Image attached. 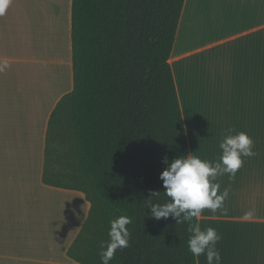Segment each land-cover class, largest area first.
Instances as JSON below:
<instances>
[{"label":"crops","instance_id":"1","mask_svg":"<svg viewBox=\"0 0 264 264\" xmlns=\"http://www.w3.org/2000/svg\"><path fill=\"white\" fill-rule=\"evenodd\" d=\"M59 2L46 37L32 0L0 16V264H80L68 249L90 203L42 181L50 115L73 89L72 0ZM170 63L190 153L217 161L230 128L254 140L235 178H217L223 206L199 223L221 235V264H264V0H185Z\"/></svg>","mask_w":264,"mask_h":264},{"label":"trees","instance_id":"2","mask_svg":"<svg viewBox=\"0 0 264 264\" xmlns=\"http://www.w3.org/2000/svg\"><path fill=\"white\" fill-rule=\"evenodd\" d=\"M184 3L72 0L73 89L50 115L42 181L90 203L68 249L80 264H101L120 215L132 217L131 240L111 264H196L187 223L150 218L144 203L149 190L168 201L163 159L190 153L170 63Z\"/></svg>","mask_w":264,"mask_h":264},{"label":"clouds","instance_id":"3","mask_svg":"<svg viewBox=\"0 0 264 264\" xmlns=\"http://www.w3.org/2000/svg\"><path fill=\"white\" fill-rule=\"evenodd\" d=\"M10 2L11 0H0V16L5 14ZM7 67V61L0 63V71ZM226 132L219 143L221 154L215 162L202 159L195 152L178 156L171 161L165 157L163 163L166 168L160 179L163 181V193L168 201L154 202L161 194L156 190H149L148 197L144 199L147 209H150V218L160 220L171 216L177 225L187 223L190 234L187 249L196 259V264H200L199 258L202 255L206 258V264H221L222 261L221 253L216 247L222 239L221 235L215 228H202L199 223L204 209L215 213L229 195L228 188L219 192L217 178L227 174L230 179H234L243 165L242 157L256 155L254 140L247 132H237L231 128ZM131 223L132 217L125 215L109 221V239L100 244L101 264H111L118 249L129 247L131 231L127 226Z\"/></svg>","mask_w":264,"mask_h":264},{"label":"rangeland","instance_id":"4","mask_svg":"<svg viewBox=\"0 0 264 264\" xmlns=\"http://www.w3.org/2000/svg\"><path fill=\"white\" fill-rule=\"evenodd\" d=\"M64 1L66 3V0H64ZM32 4L35 6L34 8L36 10L39 9V11H41V34L43 33V36L46 37L48 34V31L45 30L44 26L46 25L48 30L50 28L57 26V23H55V21L57 22V19H54V18L52 19L50 13L53 12L55 14L57 12V10H59V8H61V10H63L64 7H63L62 3L59 2V0H32ZM64 10L65 11H63V14L60 15L61 18H64V16H65L66 8H64ZM27 13H28L27 11L25 13L18 11V12H15L13 14L6 13V15L8 16V19L11 18L12 20H15V19L21 20L23 18L24 14H27ZM34 13H35V15L38 14L37 11L33 12V14ZM38 17L39 16L37 15V18ZM57 17L58 16H56V18ZM5 18H6V16H5Z\"/></svg>","mask_w":264,"mask_h":264}]
</instances>
